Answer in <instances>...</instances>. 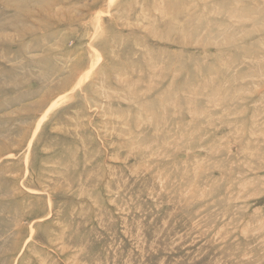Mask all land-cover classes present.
<instances>
[{
    "label": "rangeland",
    "instance_id": "1",
    "mask_svg": "<svg viewBox=\"0 0 264 264\" xmlns=\"http://www.w3.org/2000/svg\"><path fill=\"white\" fill-rule=\"evenodd\" d=\"M0 264H264V0H0Z\"/></svg>",
    "mask_w": 264,
    "mask_h": 264
}]
</instances>
